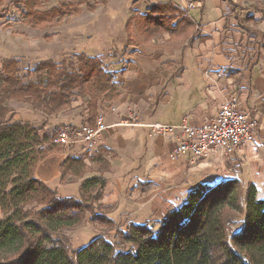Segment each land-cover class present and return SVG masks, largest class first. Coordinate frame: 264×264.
<instances>
[{
	"label": "trees",
	"instance_id": "16d2710c",
	"mask_svg": "<svg viewBox=\"0 0 264 264\" xmlns=\"http://www.w3.org/2000/svg\"><path fill=\"white\" fill-rule=\"evenodd\" d=\"M47 1L12 0V7L20 23L38 30L76 12L65 6L37 11ZM131 27L148 40L162 34L184 40L194 31L185 12L171 4L151 5L134 17L126 26L129 44ZM115 75L85 53L59 64L39 62L23 76L18 60L0 62V264H264V199L253 184L244 187L236 178L197 184L160 220L119 228L109 217L111 208L101 205L112 151L100 147L90 157H63L53 143L56 130L15 120L5 106L26 104L49 118L70 110L80 97L86 100L85 125L93 127L99 100L112 103L119 96ZM55 176L78 181V199L49 189L46 183ZM87 217L100 234L71 250L65 233ZM110 232L112 240L101 235Z\"/></svg>",
	"mask_w": 264,
	"mask_h": 264
},
{
	"label": "crops",
	"instance_id": "0c3cea01",
	"mask_svg": "<svg viewBox=\"0 0 264 264\" xmlns=\"http://www.w3.org/2000/svg\"><path fill=\"white\" fill-rule=\"evenodd\" d=\"M133 2L122 23L125 38L120 48L125 52L111 63L109 71L116 73L119 96L108 104L116 107L117 114L126 116L131 107L140 105V124L177 125L185 116L190 124L201 126L217 114L224 95L237 97L238 109L249 113L257 126L253 142L243 155L221 156L214 151L208 158L190 163V154L171 159L178 133L165 138L146 127L120 126L118 115L106 112L107 129L92 155L100 147L113 153L110 170L104 175L105 203L101 205L111 208L109 217L115 224L120 219L125 225L148 222L154 211L164 217L172 205L179 204L178 198H185L197 184L213 186L227 179L256 177L259 170L263 173L264 166V13L254 10L256 13L249 14L251 9L239 15L234 0H203L191 13L200 30L193 25L194 31L186 39L162 34L148 40L131 27L129 35L134 40L129 44L127 24L143 16L149 6L171 4L184 11L182 0ZM105 34L100 35L104 47L109 43ZM87 56L96 58L97 52L91 50ZM208 70L212 81L204 76ZM146 101L154 105L153 113H143L141 106ZM82 106L78 97L70 110L52 118L76 128L71 116L83 111L86 118ZM79 150L82 154L78 157L87 156L81 147ZM138 184H149L141 188L144 194L134 190Z\"/></svg>",
	"mask_w": 264,
	"mask_h": 264
},
{
	"label": "rangeland",
	"instance_id": "374dc122",
	"mask_svg": "<svg viewBox=\"0 0 264 264\" xmlns=\"http://www.w3.org/2000/svg\"><path fill=\"white\" fill-rule=\"evenodd\" d=\"M133 0H48L42 3L37 11L44 12L65 6L68 10H75L74 15L66 17L61 23L50 26L44 30L32 29L27 25L19 22V14L12 7V0H0V62L4 59H16L20 63L21 76L25 71L32 69L36 64L42 61H51L59 64L63 59L69 60L73 55L85 53L90 55L91 50L97 52L96 58L99 59L107 71L111 70V63L122 58V53L125 51L120 48L121 41L125 38L122 33V23L124 16L131 12V7L136 3ZM236 3L237 13L239 15L246 10H251L252 13H264V2L258 3L256 0H234ZM22 8V6H20ZM256 12H255V11ZM193 12V11H192ZM191 12V13H192ZM261 21L259 20V24ZM108 35L107 40L110 44L103 46L105 42L101 34ZM93 39V41H92ZM120 50V52L118 51ZM85 99L82 98V103L85 105ZM143 104V113L150 114L154 112V105L150 106L151 101H146ZM8 110L15 113V120L27 121L33 127L40 130L58 131L65 126L62 121L46 117L41 112L33 110L29 105L19 104L16 102H8L5 104ZM113 104L109 105L103 101L99 102V112H111L116 108ZM136 106V111L139 114L141 109ZM85 110V106H82ZM118 115V114H117ZM78 127L85 125V116L83 111L81 114L71 116ZM76 127V128H78ZM80 146L74 147H59L61 156L63 157H78L82 153L79 150ZM90 175H86L89 177ZM246 176V175H244ZM256 177L247 175L244 179H239L244 187L253 184L258 190V197L264 199V166L263 173L259 170ZM211 183V182H210ZM47 187L56 191L60 198H75L78 199L79 182L72 179L60 181L58 176L51 178L47 183ZM185 195L178 198L179 204ZM103 201V200H102ZM104 202V201H103ZM105 203V202H104ZM178 203L172 205L171 208L179 206ZM161 205V204H160ZM170 209V208H169ZM155 214V215H154ZM163 214V213H162ZM160 214L154 213L148 221L155 222L163 218ZM0 212V220L3 219ZM119 228L125 226L123 220L116 221ZM241 225V221H237L233 226V231L236 232ZM100 232L88 222V217L85 222L76 230L68 231L65 236L70 242V249L77 250L85 246ZM106 239L112 240L114 233L101 234Z\"/></svg>",
	"mask_w": 264,
	"mask_h": 264
},
{
	"label": "built area",
	"instance_id": "2783aa9c",
	"mask_svg": "<svg viewBox=\"0 0 264 264\" xmlns=\"http://www.w3.org/2000/svg\"><path fill=\"white\" fill-rule=\"evenodd\" d=\"M184 12L192 21L196 31L199 26L191 17V12L199 6L203 0H182ZM204 76L209 81V70ZM217 114L201 126L190 124L187 117H182L177 125H163L153 123L143 125L138 122L136 107H131L126 116L118 118V125L130 128L146 127L155 134L165 138L173 133H178L179 139L171 153V159H177L190 154V163L202 158H208L214 151L221 156L238 154L243 155L247 146L253 142V134L256 130V121L247 112L238 109L237 97H225ZM116 113V109H112ZM107 129L104 125V113L98 114L93 127L84 125L79 128L63 127L59 129L53 143L59 147L80 146L87 156H91L96 149L102 133Z\"/></svg>",
	"mask_w": 264,
	"mask_h": 264
}]
</instances>
